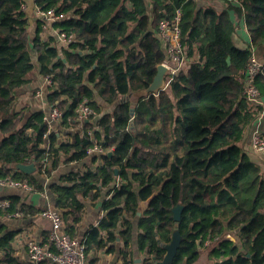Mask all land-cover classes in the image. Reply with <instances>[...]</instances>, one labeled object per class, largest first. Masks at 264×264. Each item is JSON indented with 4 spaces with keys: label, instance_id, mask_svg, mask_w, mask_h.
Masks as SVG:
<instances>
[{
    "label": "trees",
    "instance_id": "16d2710c",
    "mask_svg": "<svg viewBox=\"0 0 264 264\" xmlns=\"http://www.w3.org/2000/svg\"><path fill=\"white\" fill-rule=\"evenodd\" d=\"M226 1L229 9L217 12L197 10L194 0H35L39 9L65 14L53 28L74 41L59 47L54 36L43 35L44 21L31 38L24 0H0V180L43 191L41 178L87 161L49 187L53 209L74 239L84 201H97L106 190L104 216L84 236L87 258L91 251L113 253L120 239L124 264L133 262L137 219L144 264L163 260L176 224L183 239L173 264H197L204 252L206 264H264V170L258 164L264 154L254 160L242 145L264 115V104L243 94L248 62L264 46V0ZM229 10L244 22L247 48L233 42ZM177 11L188 66L158 95L121 102L147 89L166 61L158 27ZM31 43L41 75L51 81L47 102L60 113L51 126L44 111L17 108L35 70ZM261 62L256 83L263 103ZM83 105L95 114L81 122ZM106 105L115 109L105 113ZM96 147L102 152L90 156ZM16 164H34L36 172L16 171ZM46 210L18 195L0 198V217L26 219ZM18 237L0 227V264H24L15 256Z\"/></svg>",
    "mask_w": 264,
    "mask_h": 264
},
{
    "label": "crops",
    "instance_id": "0c3cea01",
    "mask_svg": "<svg viewBox=\"0 0 264 264\" xmlns=\"http://www.w3.org/2000/svg\"><path fill=\"white\" fill-rule=\"evenodd\" d=\"M149 2V0H147ZM197 5V10H202L204 8L213 7L217 12L227 11L229 9L228 3L226 0H194ZM229 15L236 25V31L233 36V42L237 47L247 48L250 45V36L245 28L244 22L238 21L233 13L229 10ZM31 19V38L34 39L35 33L37 31V24L34 21L35 25H32ZM38 22V20H37ZM53 23L48 24V28L44 30L52 36L55 37L56 43L58 46H66L60 42L58 38V33L51 28ZM31 39V40H32ZM31 49L29 53L31 54L32 61L35 66L33 75H31V81L19 91V98L17 102V108L23 109L27 108L29 111H44L47 115L50 114L51 108L47 102L48 95V84L46 78H44L40 73V64L38 61V54L33 50L32 43L30 45ZM254 52L262 61L264 59V46H261L259 49H255ZM186 58V57H185ZM189 62L185 59L183 69H185ZM264 104V101H263ZM115 109L114 105H106L105 113L112 112ZM49 116V115H48ZM264 130V115L257 121L253 129L251 128L245 134V138L242 141V145L245 150L251 155L254 160L260 158L259 152L256 153L255 149L252 146V136L256 131ZM259 153V154H258ZM262 155V154H261ZM264 156V155H263ZM259 161V160H258ZM99 163V162H98ZM89 164L87 161L71 164V165H61L56 171L52 173L50 178H41V181L44 186L43 191H27L22 188H13L10 186H5L0 184V198L9 197L12 195H18L22 201L28 205L34 206L36 208L43 209H53L54 208V195L49 189L52 183L58 182L59 179L66 173L71 171L83 170L85 165ZM259 165H262L264 170V163L258 162ZM40 179V178H39ZM107 198L106 190L102 193L101 198L97 201L85 200V211L82 215L80 223L77 225V238L84 240L85 234L92 228L98 226L100 220L104 216V211L102 209V203ZM146 203L141 205L140 212H144L146 209ZM139 217V216H138ZM66 224L64 223L63 230L65 231ZM0 227H4L6 230L19 232V237L15 243V256L24 264H32L29 252L28 245L29 242L35 241L40 244H43L46 238L49 237L50 231L52 230V222L50 219L40 214L36 217H30L26 219L18 217H0ZM139 233L137 227V219L134 220V230H133V262L128 264H144V255L139 252L137 245V235ZM47 244V243H46ZM116 249L113 253H107L106 251H91L88 254L87 263L91 264H124V259L122 256V249L124 243L119 239L116 243ZM207 263V262H206ZM205 263V264H206ZM199 264V262L197 263Z\"/></svg>",
    "mask_w": 264,
    "mask_h": 264
},
{
    "label": "built area",
    "instance_id": "2783aa9c",
    "mask_svg": "<svg viewBox=\"0 0 264 264\" xmlns=\"http://www.w3.org/2000/svg\"><path fill=\"white\" fill-rule=\"evenodd\" d=\"M59 15V14H58ZM51 21L64 19V16H57L54 11L46 15ZM182 14L177 11L176 15L171 18H164L160 21L158 27V36L162 43L167 48V58L163 65L168 68L166 78L167 86L173 78L183 70L185 55L182 44L181 32ZM60 42L70 44L74 41L73 35L61 33L58 35ZM263 64L259 57L253 52L247 68L244 79L243 94L244 97L255 105H262L261 92L257 86V78L261 74ZM47 84H51L49 78H46ZM94 111L83 105L79 110V120L87 121L91 116H94ZM60 118V113L57 109L50 112L46 118L51 126L55 119ZM91 135V133H89ZM253 148L264 154V138L259 131L254 132L252 136ZM102 152L98 147L90 149L88 154L91 156L94 153ZM1 185L10 186L13 188H22L32 192L33 189L27 184H19L8 180H0ZM43 216L50 219L52 222V230L49 234V243L40 244L35 241L29 242L28 252L32 264H88L86 257V245L84 240L74 239L63 230L64 222L59 212L54 209H47L43 212Z\"/></svg>",
    "mask_w": 264,
    "mask_h": 264
},
{
    "label": "water",
    "instance_id": "95a60500",
    "mask_svg": "<svg viewBox=\"0 0 264 264\" xmlns=\"http://www.w3.org/2000/svg\"><path fill=\"white\" fill-rule=\"evenodd\" d=\"M24 2L27 5V14L31 15L33 13L34 7H35V0H24ZM168 75V68L165 65H160L157 67V73L153 80V82L150 84V86L147 89L130 93L127 96H124L121 99V102H130V101H139L141 99H144L150 95H158L160 92L167 90L168 86L166 83V78ZM136 104H133L131 106V114L133 115L135 112ZM131 128H134L133 122H131ZM14 169L16 171L22 172L24 174H33L36 172V167L34 164L30 165H23V164H16L14 166ZM149 204L146 203V206ZM182 207L178 206L175 209H173L174 214V220L178 223L181 219V212ZM142 212L138 213V216L141 215ZM182 236L179 233V227L178 224L175 225V229L173 231L172 239L169 244H167L166 247V254L162 261L156 263V264H173L174 258L177 255V252L180 248V245L182 243Z\"/></svg>",
    "mask_w": 264,
    "mask_h": 264
},
{
    "label": "rangeland",
    "instance_id": "374dc122",
    "mask_svg": "<svg viewBox=\"0 0 264 264\" xmlns=\"http://www.w3.org/2000/svg\"><path fill=\"white\" fill-rule=\"evenodd\" d=\"M27 6V5H26ZM51 11H54L55 12V14L57 15V16H59L58 14H57V11L56 10H54V9H51V10H47V11H45V10H42V9H39L38 7H36V3H35V7H34V10H33V13L31 14V15H28L33 21H32V25H35L34 24V21H36V24H37V26H38V23H37V20L39 21H44V26H43V28H44V30H46L47 28H48V24L49 23H53V25H51V28L53 29V30H55L56 31V33H58V35H60L61 33H66V32H61L59 29H54L53 28V26H54V24H56V22L57 21H60V20H57V21H51L46 15L48 14V13H50ZM26 13H27V9H26ZM63 16H64V18L66 17L65 16V14H62ZM61 15V16H62ZM63 19V18H62ZM31 33V32H30ZM43 35H49V33L48 32H43ZM70 35H72V34H70ZM74 37V36H73ZM31 55V54H30ZM207 262V253L206 252H204L203 253V255H202V257H201V259L199 260V264H205Z\"/></svg>",
    "mask_w": 264,
    "mask_h": 264
}]
</instances>
